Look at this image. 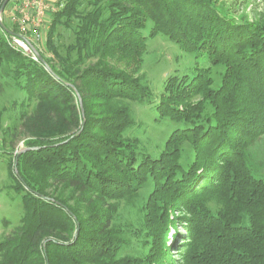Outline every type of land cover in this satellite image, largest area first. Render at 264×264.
Listing matches in <instances>:
<instances>
[{
    "label": "trees",
    "instance_id": "obj_1",
    "mask_svg": "<svg viewBox=\"0 0 264 264\" xmlns=\"http://www.w3.org/2000/svg\"><path fill=\"white\" fill-rule=\"evenodd\" d=\"M81 1L61 0L52 15L45 46L52 58L41 55L51 73L11 49L0 28V67L27 105H36L21 117L27 150L14 156L13 174L22 218L0 241V264H167L177 213L180 264H264V182L251 174L246 155L264 135V23L235 21L221 0H94L87 11ZM65 20L77 21L74 43L60 51L52 38ZM158 35L196 66L167 76L155 100L128 67ZM201 62L224 67L218 87L211 88ZM127 103L153 106L158 121L179 126L158 156L125 138L134 126ZM14 131L3 134L12 139ZM184 146L193 153L189 161ZM146 189L147 252L125 255L107 202Z\"/></svg>",
    "mask_w": 264,
    "mask_h": 264
},
{
    "label": "rangeland",
    "instance_id": "obj_2",
    "mask_svg": "<svg viewBox=\"0 0 264 264\" xmlns=\"http://www.w3.org/2000/svg\"><path fill=\"white\" fill-rule=\"evenodd\" d=\"M59 1L61 0H49L47 2L49 10L43 23V28L40 30V39L38 40L33 39L28 31H19L17 25L11 23V14L18 0H10L7 4L1 17L2 22L11 32L15 34L21 32V34L31 39L30 44L40 55L45 56V58H52L53 52L51 50L48 51L45 46L52 15L59 10V8L57 9ZM93 1L82 0L80 9L83 11L91 10ZM218 5L222 6L226 14L234 18L235 21L264 23V0H221L218 2ZM76 24V20H65V26L57 27L55 35L52 38L56 47L60 49L62 46L74 43L73 31ZM149 25H147L143 32L145 35L149 31ZM4 39L11 49L20 52V50L10 46L9 42H12L10 41V36L4 35ZM21 54L32 60L29 55H24L22 52ZM96 61L97 59L88 60L84 66L92 65ZM110 63H115L117 68L125 67L123 60L112 59ZM195 63L193 56L183 52L167 38L158 35L147 41L146 50L141 56L139 63L136 65L131 64L128 67V72L134 78H138L143 87L149 89L153 99L158 100L163 95L166 77L173 74L188 75L195 69ZM3 66L0 67V241L19 225L22 218V193L18 191L19 186L13 174L14 156L20 150L25 149L24 141L27 136L24 135L23 128H21V123L23 122L21 119L22 114L30 116L36 109V105L32 102L27 105L26 95L17 90L13 80L5 75L8 69L6 66ZM200 66L203 69L209 70L212 80L211 88L218 87L221 83L224 67L219 65L210 66L204 62H201ZM201 97V95L194 96L190 102L195 104L201 100ZM22 101L26 102L24 106L20 105ZM13 102L16 104L15 107H13ZM127 105L130 108L134 126L124 133L125 138L130 139V141H136L138 149L141 152H145L153 157L158 156L163 150L164 143L170 133L179 126L167 119L158 121V115L153 106L138 103H127ZM204 113H211L208 105H206ZM12 128H15V137L11 139V137H8V134L4 135L3 133L5 130H11ZM184 149V158L189 161L192 159L193 153L187 146H184ZM246 155L251 174L264 182V135L253 139L248 144ZM149 191L147 189L142 190L135 198L107 202L108 205L114 204L115 206L113 225L115 224L114 226L121 229L124 234L127 243L126 249L123 252L125 255L143 256L147 252L148 239L145 233L147 215L144 204ZM177 214V223L171 227L168 235V244L172 248L168 254L169 260L167 264L181 263L182 255L179 252V248L182 238L180 239L179 235H183L184 229L181 223L178 222L182 215ZM4 223L7 225L4 226Z\"/></svg>",
    "mask_w": 264,
    "mask_h": 264
},
{
    "label": "built area",
    "instance_id": "obj_3",
    "mask_svg": "<svg viewBox=\"0 0 264 264\" xmlns=\"http://www.w3.org/2000/svg\"><path fill=\"white\" fill-rule=\"evenodd\" d=\"M49 0H18L14 6L10 21L12 24L17 25L19 31L26 32L31 35L35 40L40 39V30L43 28V23L47 16L49 6L47 4ZM63 4L57 6L61 8ZM18 33V36H10V46L14 49L20 50L24 55H29L31 59L37 62L36 57L29 50L26 41L31 43V39L26 35Z\"/></svg>",
    "mask_w": 264,
    "mask_h": 264
},
{
    "label": "water",
    "instance_id": "obj_4",
    "mask_svg": "<svg viewBox=\"0 0 264 264\" xmlns=\"http://www.w3.org/2000/svg\"><path fill=\"white\" fill-rule=\"evenodd\" d=\"M9 1H10V0H4V1L2 2L1 6H0V28H1L2 30H4V32H6V33H7L8 35H10V36H18V35L14 34V33H11L10 31H8V30L4 27V25H3V23H2V19H1V17H2V14H3L4 8H5V6L7 5V3H8ZM26 44H27L29 50L32 52V54L36 57L37 61H38L41 65H43L44 68H45L49 73H51L49 67L47 66V64L45 63V61H44L43 58L41 57V55L38 53V51H37V50H36V49H35V48H34L29 42L26 41ZM76 96H77V98H78V102H79V107H80V111H81L82 118H84L83 107H82V104H81V98L79 97V95H78L77 93H76ZM26 150H27V149H22V150H20V151L17 153V157H18L21 153L25 152ZM17 157H16L15 160H14V171H15V174H16V175H17V171H16Z\"/></svg>",
    "mask_w": 264,
    "mask_h": 264
}]
</instances>
